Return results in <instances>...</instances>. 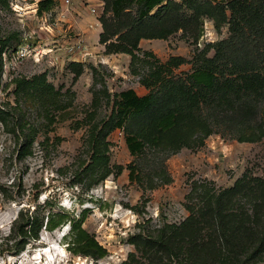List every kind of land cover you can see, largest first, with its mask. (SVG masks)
Instances as JSON below:
<instances>
[{
    "label": "rangeland",
    "instance_id": "374dc122",
    "mask_svg": "<svg viewBox=\"0 0 264 264\" xmlns=\"http://www.w3.org/2000/svg\"><path fill=\"white\" fill-rule=\"evenodd\" d=\"M29 5L0 0V264H40L49 253L54 258L49 264H119L129 251L138 256L132 235L153 234L164 223L185 217L192 180L221 187L244 172L264 177V136L239 140L224 126L201 144L174 152L146 147L143 155H132L122 127L110 129L99 142L117 91L132 87L138 94L147 92L140 77L155 57L163 62L169 55H182L189 61L174 71L189 70L196 52L207 47L206 55H212L213 42L229 35L228 23L218 29L203 16L196 40L180 29L166 38H140L131 61L128 53L104 52L96 20L102 6L96 2L72 0L64 6L53 0L42 12ZM19 44L29 47L22 57L14 52ZM73 61L82 64L76 78ZM40 73L57 90L56 97L16 98L14 79ZM92 123L94 130L101 128L95 145ZM20 208L28 214L37 210L42 217L48 211L75 219L83 215L81 226L101 244L104 255L95 259L73 253L67 243L68 219L52 229L43 223L37 236L27 232L23 248L15 251L22 237L16 232L20 222L13 219ZM250 264H264V259Z\"/></svg>",
    "mask_w": 264,
    "mask_h": 264
},
{
    "label": "trees",
    "instance_id": "16d2710c",
    "mask_svg": "<svg viewBox=\"0 0 264 264\" xmlns=\"http://www.w3.org/2000/svg\"><path fill=\"white\" fill-rule=\"evenodd\" d=\"M102 1L98 39L104 52H125L131 61L140 49V38H166L180 29L196 40L203 16L218 29L228 23L230 33L213 42L212 55H206L207 47L196 52L190 69L181 72L174 68L188 62L186 57L172 54L161 62L144 50L155 57L140 77L148 91L138 94L127 87L115 93L111 114L100 126L104 130L99 142L110 129L122 127L129 152L138 156L146 147L174 152L201 144L222 126L239 140L264 136V0ZM52 5L53 0H39L37 11ZM70 63L76 78L82 64ZM56 91L43 73L14 79L16 98L41 93L56 97ZM95 126L90 125L92 145L101 129L94 130ZM185 198V217L179 223H164L153 234L132 235L138 256L129 251L119 264H250L264 259L263 176L244 172L221 187L210 180H192ZM64 219L70 223L67 237L73 253L95 259L104 255L101 244L81 226L83 215L75 219L63 211H48L42 217L37 210L28 214L21 208L13 219L20 222L16 232L22 237L15 242V251L23 248L27 232L37 236L43 223L52 229Z\"/></svg>",
    "mask_w": 264,
    "mask_h": 264
},
{
    "label": "built area",
    "instance_id": "2783aa9c",
    "mask_svg": "<svg viewBox=\"0 0 264 264\" xmlns=\"http://www.w3.org/2000/svg\"><path fill=\"white\" fill-rule=\"evenodd\" d=\"M23 1L30 3L29 6H32L34 8V10H35V8L37 7V3H38L39 0H23ZM71 1L72 0H60V4L61 5H64V6H67V5H69L71 3ZM85 1H87V2L88 1H94V2H96V5L97 6H99V5L102 6V3H103L102 0H85ZM15 5H17L16 1H15ZM90 10L92 12H96V7L95 6H91L90 7ZM28 49H29V47L26 46V45H24V44L23 45L22 44L21 45L20 44L17 45V47L14 50V52L16 54V57H22V56L26 55L27 52H28Z\"/></svg>",
    "mask_w": 264,
    "mask_h": 264
},
{
    "label": "bare ground",
    "instance_id": "6f19581e",
    "mask_svg": "<svg viewBox=\"0 0 264 264\" xmlns=\"http://www.w3.org/2000/svg\"><path fill=\"white\" fill-rule=\"evenodd\" d=\"M45 253V252H44ZM47 258V259H46ZM45 258V261L43 262V260H40L39 263L40 264H49L50 261H53V254L51 255L50 253L47 255V257Z\"/></svg>",
    "mask_w": 264,
    "mask_h": 264
},
{
    "label": "crops",
    "instance_id": "0c3cea01",
    "mask_svg": "<svg viewBox=\"0 0 264 264\" xmlns=\"http://www.w3.org/2000/svg\"><path fill=\"white\" fill-rule=\"evenodd\" d=\"M74 1V0H73ZM96 20H97V22L99 23V20L96 18ZM88 22L91 24V25H93L94 26V24H93V18H92V16H89V18H88ZM99 31H100V29H98L97 30V35L99 34ZM141 39H150V38H141ZM141 39H140V41H141Z\"/></svg>",
    "mask_w": 264,
    "mask_h": 264
},
{
    "label": "clouds",
    "instance_id": "9594fccd",
    "mask_svg": "<svg viewBox=\"0 0 264 264\" xmlns=\"http://www.w3.org/2000/svg\"><path fill=\"white\" fill-rule=\"evenodd\" d=\"M68 243V242H67Z\"/></svg>",
    "mask_w": 264,
    "mask_h": 264
}]
</instances>
